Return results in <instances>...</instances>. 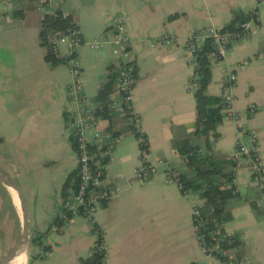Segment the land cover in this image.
Segmentation results:
<instances>
[{
  "label": "crops",
  "instance_id": "obj_1",
  "mask_svg": "<svg viewBox=\"0 0 264 264\" xmlns=\"http://www.w3.org/2000/svg\"><path fill=\"white\" fill-rule=\"evenodd\" d=\"M55 4L85 40L74 54L76 76L65 62H48L40 43L42 20ZM234 9L256 12L257 22L247 36L231 42L221 60H210L208 94L221 96L229 76H235L217 136H209L210 153L224 172L232 170L237 143L249 144L250 131L257 135L264 164V0H0V174L17 184L24 205L0 181V262L19 240L26 214L27 243L9 264L16 259L18 264H81L98 233L107 247L101 264H238L201 252L192 208L203 200L198 193L181 192L166 173L185 169L175 140L190 138L201 152L207 150L205 136L192 135L196 115L186 38L199 29L227 26ZM117 15L124 17L128 36L122 61L129 60L136 73L132 113L146 140V160L155 169L141 178L135 175L143 165L137 135L130 120L112 107L119 98L117 76L112 116H99L96 129L86 132L89 140L110 136L109 128L119 133L102 180L113 194L93 214L97 229L83 216L58 227L53 222L62 210V187L78 167L66 124L74 106L67 86L77 80L96 108L94 97L107 80L108 67L121 63L111 43ZM165 34H174L176 43L153 45ZM101 39L97 48L86 43ZM60 49L64 52L65 45ZM246 166L239 161L224 229L241 241L230 254L264 264V215L254 208L260 190ZM32 232L42 234L41 243L32 241Z\"/></svg>",
  "mask_w": 264,
  "mask_h": 264
},
{
  "label": "built area",
  "instance_id": "obj_2",
  "mask_svg": "<svg viewBox=\"0 0 264 264\" xmlns=\"http://www.w3.org/2000/svg\"><path fill=\"white\" fill-rule=\"evenodd\" d=\"M48 8L47 14H53L56 9H58L57 4ZM63 18L68 17L63 12H60ZM257 22L256 12H252L247 20L241 22L236 31L223 30L217 27H207L204 29L196 30L191 33L186 38V51L188 53L187 62L193 67L192 79H195L194 68L197 64L196 50L198 45L205 40V38L210 37L215 46V50L211 53V57L216 60H221L227 51L228 46L233 41H238L247 36L251 31L253 24ZM113 37L111 39L112 43V53L114 56L121 60L119 64L118 72V87L116 93H118L119 98L112 102V107L115 111L128 118L131 125L137 131L136 121L137 118L132 113V90L136 83V73L133 64L129 60H124L127 56V45L128 36L126 33L124 17L122 15H117L113 21ZM46 43L48 44L53 58L58 62H65L73 74H78V62L74 58L75 52L78 50L79 46L85 42L79 29L72 22L69 26L64 29H54L50 28L46 31ZM177 37L174 34H165L161 36L158 40H155L153 45L158 47H168L176 43ZM103 39L86 42L90 47L97 48ZM60 44L65 45L64 52L60 49ZM191 79V87L194 88L196 83ZM235 76L231 74L229 76L228 82L225 84L221 97L226 105L229 107L232 96L230 94V88L233 86ZM67 93L70 99L73 100L74 106L70 108V111L66 115V124L71 132L74 134L76 141V156L78 162V176L79 181L77 189L75 192H71L68 196L64 197L61 201L62 209L69 212V216L63 217V224L69 222L70 218L73 216H83L89 221H93V214L97 209L98 205L102 202L107 201L113 194L112 190L103 186L102 180L107 166V161L109 152L113 147L114 143L117 141L118 136L110 137L105 136L104 139L89 140L86 137V132L89 130H95L99 120V115L95 113L94 106H91V102L81 93L79 82L73 81L67 86ZM236 117V116H234ZM238 127L242 128V124L238 122ZM249 144L245 145L241 142L237 143L235 153L233 155V166H232V183L236 180L238 163L240 160L246 161L247 169L251 174L252 180L257 184L260 190V197L258 198V206H264V190H262V177L264 164L260 153L257 148V135L254 132H247ZM139 142V150L141 151V161L142 166L137 168L135 175L139 178L144 177L147 172L154 171L155 167L147 162V145L145 138L140 134L137 136ZM105 140V141H104ZM108 140V141H106ZM106 143V147H102ZM141 145H146V148H142ZM93 146V148H90ZM167 179L169 182L175 183L179 189L182 191L181 183L178 180V172L173 169L167 170ZM184 194H188L183 192ZM199 206L193 205L192 215H193V225L195 230L200 223V213ZM229 234V233H228ZM197 243L203 254L207 257H214L202 239L196 235ZM106 245L101 237L98 236L95 241L93 248L91 249V254L101 253L102 261L104 260L106 253ZM236 248L229 249L228 251H223L226 254L228 260L227 262H234L238 264H249L246 260L241 257L237 259L235 256L230 254ZM211 251V250H210Z\"/></svg>",
  "mask_w": 264,
  "mask_h": 264
},
{
  "label": "trees",
  "instance_id": "obj_3",
  "mask_svg": "<svg viewBox=\"0 0 264 264\" xmlns=\"http://www.w3.org/2000/svg\"><path fill=\"white\" fill-rule=\"evenodd\" d=\"M254 12H243L238 9L232 11V18L229 24L223 27V30L236 31L238 25L247 20L250 14ZM71 24L69 17L63 18L58 9L53 14H45L41 29L39 32L40 43L46 47L45 59L55 64L56 61L46 43V31L50 28L64 29ZM215 50V46L210 37L205 38L196 50L197 64L194 68L196 83L193 88L195 99V123L192 131L194 136H205L206 152H201L197 145H193L190 138L178 139L173 142L175 150L183 159L185 169L176 170L178 172V180L181 183L183 192L198 193L203 200V204L199 206L200 223L198 224L195 234L198 235L205 246L210 249L209 252L219 260L227 262L228 258L223 251H228L232 248H237L241 245V241L237 235L228 234L224 229V223L229 219V213L226 209V204L229 198L235 195V188L232 183V173L224 172L219 160L214 158L210 153L211 141L209 136L216 137V127L222 121L225 113L223 110L226 105L221 96L210 95L207 93V86L211 80L210 60L211 53ZM110 72L107 75L106 82L99 87L94 97L96 104L95 113L103 118L110 119L112 110L110 101L113 90L116 88L117 76L119 68L109 66ZM132 126V125H131ZM132 129L135 128L132 126ZM110 137H116L118 132L112 131L109 128ZM136 135L139 132L135 130ZM144 137V136H143ZM72 147L76 148L74 134L70 136ZM108 141V140H107ZM106 147V143L102 146ZM146 148V145H141ZM90 148H93L91 146ZM107 161V160H106ZM79 181L78 168L71 171L62 187V198L68 196L69 193L75 192ZM229 186H225V184ZM264 190V188H262ZM256 210L264 215V206L257 207ZM69 216V212L62 209L59 216L55 218L53 224L60 227L63 224V217ZM93 229H97V225L92 222ZM99 236V233H98ZM42 234L32 232V241L41 243ZM46 249L48 247L44 246ZM102 254L93 253L86 259H81V264H101ZM239 259L240 257L237 256Z\"/></svg>",
  "mask_w": 264,
  "mask_h": 264
},
{
  "label": "water",
  "instance_id": "obj_4",
  "mask_svg": "<svg viewBox=\"0 0 264 264\" xmlns=\"http://www.w3.org/2000/svg\"><path fill=\"white\" fill-rule=\"evenodd\" d=\"M0 181H2L8 187H10L13 190H15V192L19 196V199H20V201L22 203V196L20 195V190H19L17 184L14 181H12L11 179L3 176L2 174H0ZM22 206H24L23 203H22ZM27 237H28V221H27L26 214H24L23 230H22L21 236H20L19 240L17 241V243L12 248V250L0 262V264H9L11 262V260L15 257L17 252L27 243Z\"/></svg>",
  "mask_w": 264,
  "mask_h": 264
},
{
  "label": "bare ground",
  "instance_id": "obj_5",
  "mask_svg": "<svg viewBox=\"0 0 264 264\" xmlns=\"http://www.w3.org/2000/svg\"><path fill=\"white\" fill-rule=\"evenodd\" d=\"M15 193H16V192H15ZM16 260H18V259H16ZM16 260H13L11 264H18L19 261L15 262ZM13 262H14V263H13Z\"/></svg>",
  "mask_w": 264,
  "mask_h": 264
}]
</instances>
